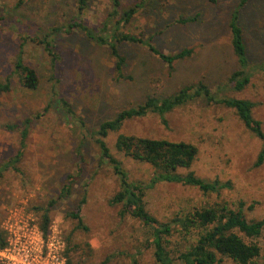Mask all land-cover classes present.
Here are the masks:
<instances>
[{"label":"rangeland","instance_id":"obj_1","mask_svg":"<svg viewBox=\"0 0 264 264\" xmlns=\"http://www.w3.org/2000/svg\"><path fill=\"white\" fill-rule=\"evenodd\" d=\"M138 1L120 0V9ZM88 2L82 19L99 31L111 11V2ZM238 2L150 0L121 31L149 39L163 53L184 48L192 53L170 67L145 45L119 43L124 77L118 78L109 48L78 31L61 30L48 36L55 56L39 42L50 28H62L70 21L73 0H0V81L10 76V90L0 93V165L9 164L0 177V230L7 242L5 248L16 246L19 255L22 248H28L45 257L44 264H66L67 260L69 264H132L133 259L137 264H155L151 248L146 247L147 227L129 215L121 216V205L108 201L119 182L100 158L92 132L104 119L143 102L148 95L167 96L198 81L219 96L254 102L252 115L264 132L262 73L253 71L241 90L225 87L237 69L228 20ZM181 18L191 20L180 23ZM238 22L250 62L263 60L264 0H248L239 10ZM17 56L37 72L36 89L23 87L13 73ZM60 98L70 103L77 119L67 118ZM26 118L30 119L28 136L21 148V123ZM166 119L164 125L156 114L149 113L125 121L119 131L193 143L198 153L188 170L206 180L229 181L231 186L217 194H203L193 186L160 182L147 192V210L167 221L194 205L226 201L234 206L243 201L248 219L263 217L264 160L254 164L263 142L234 110L196 98L168 112ZM117 133L110 132L105 138L110 152L121 161L130 180L147 181L151 168L114 148ZM69 176L73 178L70 194L59 197ZM82 196L85 202L80 215L86 230L67 216ZM249 205L252 209H247ZM37 208H49L51 221L46 234L40 230L42 211ZM256 241L261 248L256 264H262L264 228ZM49 250L59 256L58 262L47 257ZM11 257L12 253H0V263L10 264ZM221 264L232 262L224 258Z\"/></svg>","mask_w":264,"mask_h":264},{"label":"trees","instance_id":"obj_2","mask_svg":"<svg viewBox=\"0 0 264 264\" xmlns=\"http://www.w3.org/2000/svg\"><path fill=\"white\" fill-rule=\"evenodd\" d=\"M22 1V0H21ZM152 1V0H151ZM214 2L215 0H208ZM248 0H239L228 20L230 32V45L236 59L237 69L234 70L225 87L241 90L249 82L253 71L261 72L264 77V59L251 63L247 55V47L243 28L238 22L239 10ZM111 11L107 14L103 27L95 31L88 27L82 15L88 10V0H73V16L69 22L61 27H52L39 40L49 54H54L52 40L48 38L51 33L64 30L65 33L78 31L89 40L106 45L110 55L115 59L114 70L118 78H123L122 73L124 57L121 55L119 43H133L145 45L152 53L156 54L163 62L172 67L177 59L184 58L192 53V49L184 48L175 53H163L156 49L150 40L121 31L137 12L138 8L146 6L150 0H139L132 6L120 9V0H110ZM191 19H178L180 23ZM26 43V38L21 37ZM20 45H24L22 42ZM52 56V57H53ZM15 73L21 85L33 90L38 87L39 77L37 72L25 64L21 56H17L13 64ZM10 90V76L0 81V93ZM196 98H204L208 103L222 104L232 108L244 126L252 134L262 140L263 145L257 155L255 165H260L264 160V132L261 122L252 115L254 102L249 99L231 98L217 95L202 81L186 85L170 95L156 97L146 96L145 100L134 106L120 109L112 117L104 119L92 132L94 142L98 146L101 159L109 164L119 182L118 190L109 198L110 204H120L121 216L129 215L138 219L148 229L146 247H150L155 264H221L224 258L231 260L232 264H256L260 257L261 248L256 239L264 228V216L259 219H248L245 215V203L237 202L230 205L226 201H216L202 205H194L175 213L169 220L160 221L151 214L145 205L148 190L160 182H174L193 186L203 194L218 193L224 188H230L229 181L222 182L218 179L206 180L196 176L188 170L196 160L198 149L196 145L184 140H170L166 138H151L136 136L120 132L122 124L132 118L143 117L149 113L156 114L161 123L166 125V114L176 107L182 106ZM62 109L69 119H77L70 103L60 98ZM30 119L22 121L20 130V146H24L28 136ZM15 129L16 125H7ZM110 132H118L114 141V148L135 162L148 165L151 176L147 181L130 180L127 172L122 167L121 161L110 152L105 138ZM9 164L0 165V177ZM180 170H187L181 172ZM61 188L59 197H67L71 191L72 176ZM85 202L82 196L73 211L67 216L77 222V227L86 230L80 209ZM42 211L40 230L46 234L50 224L49 208H37ZM252 209V205L247 206ZM3 231L0 230V248H5ZM2 264V263H0ZM69 264V260L66 261ZM132 264H137L133 259ZM264 264V256L262 259Z\"/></svg>","mask_w":264,"mask_h":264},{"label":"built area","instance_id":"obj_3","mask_svg":"<svg viewBox=\"0 0 264 264\" xmlns=\"http://www.w3.org/2000/svg\"><path fill=\"white\" fill-rule=\"evenodd\" d=\"M16 246L5 248L4 250L0 251L1 254H13V261L10 264H44V259L41 255H37V253H34L32 250L30 251L28 248H22V255H19L18 250L16 249ZM1 249V248H0ZM5 257V256H4ZM47 257H51L56 262L60 260L59 256L54 252L49 250ZM7 258V256H6ZM9 259V258H7Z\"/></svg>","mask_w":264,"mask_h":264}]
</instances>
